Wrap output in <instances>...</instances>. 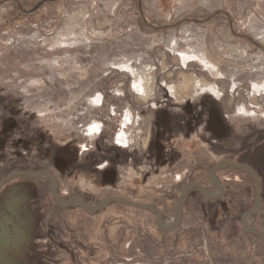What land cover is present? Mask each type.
<instances>
[{
	"label": "rangeland",
	"instance_id": "1",
	"mask_svg": "<svg viewBox=\"0 0 264 264\" xmlns=\"http://www.w3.org/2000/svg\"><path fill=\"white\" fill-rule=\"evenodd\" d=\"M230 157L260 176L264 229V0H0V180L46 168L63 198L155 203L168 223ZM217 179L222 199L190 190L171 232L115 202L61 207L44 177L5 183L0 210L30 231L25 264H264L239 220L253 179Z\"/></svg>",
	"mask_w": 264,
	"mask_h": 264
},
{
	"label": "water",
	"instance_id": "2",
	"mask_svg": "<svg viewBox=\"0 0 264 264\" xmlns=\"http://www.w3.org/2000/svg\"><path fill=\"white\" fill-rule=\"evenodd\" d=\"M226 167H233L237 170L246 172L251 175L255 184V188H254L255 205L253 208L248 209L241 214L240 222L242 228L246 232L258 236L261 239V241L264 243V229L254 226L250 222V218L258 214L263 208L260 176L254 167L230 159L221 160L220 162L212 166L208 171L209 182L216 188V192H212L205 185H203L198 181H188L183 185L175 205L174 216L172 220L168 223H164L163 212L161 208L155 203H150V202L142 203L135 200H131L119 196H113V195L106 196L95 204L86 203V201L80 195L71 196L65 199L61 196L59 192V181L57 177L50 170L46 168H42L36 172H30L25 170L13 171L0 180V190L5 183L17 177H26L31 179L44 177L49 180L51 194L54 197L56 203L61 207H67L70 205H79L82 208V210H84L85 212L89 214H94L103 207H105L106 205L115 202L123 205H128L134 208L144 209L154 212L156 218V224L158 228L164 232H171L174 231L176 228H178L183 220V203L190 190L197 189L204 198L209 200H218L224 196L225 187L217 179V172H219L220 170ZM9 260L10 258H7L6 256L0 254V264H8ZM11 264H15V263L12 262Z\"/></svg>",
	"mask_w": 264,
	"mask_h": 264
},
{
	"label": "flooded vegetation",
	"instance_id": "3",
	"mask_svg": "<svg viewBox=\"0 0 264 264\" xmlns=\"http://www.w3.org/2000/svg\"><path fill=\"white\" fill-rule=\"evenodd\" d=\"M18 170H24V169H18ZM25 171H29V170H25ZM248 175L251 177L250 174ZM49 186H50V182H49ZM0 200H1V190H0ZM218 200H213V201H218ZM0 211H1L0 254L6 256L7 258H10L8 264H11L12 262H14L15 264H25L22 262V259H24L23 254L26 248L32 243L30 231L28 230L27 226L24 225L21 222V220H19V218H17L11 212V206L9 205V203L8 206L3 207Z\"/></svg>",
	"mask_w": 264,
	"mask_h": 264
},
{
	"label": "trees",
	"instance_id": "4",
	"mask_svg": "<svg viewBox=\"0 0 264 264\" xmlns=\"http://www.w3.org/2000/svg\"><path fill=\"white\" fill-rule=\"evenodd\" d=\"M228 159H232V160H234V161H236V162H241V160H239V159H235V158H232V157H230V158H228ZM214 166V165H213ZM18 169H24V170H29V168L27 167V166H25V164H22V165H14L13 166V169H9V173H10V171L12 172V171H14V170H18ZM8 173V172H7ZM245 173V172H244ZM247 174V173H246ZM4 176H6V175H4ZM196 191H198L197 189H195ZM209 201H212V202H214V203H216L217 201H213V200H209ZM225 212H227V210L225 211ZM242 214V213H241ZM241 216V215H240ZM239 220H240V217H239ZM241 223V222H240Z\"/></svg>",
	"mask_w": 264,
	"mask_h": 264
},
{
	"label": "bare ground",
	"instance_id": "5",
	"mask_svg": "<svg viewBox=\"0 0 264 264\" xmlns=\"http://www.w3.org/2000/svg\"><path fill=\"white\" fill-rule=\"evenodd\" d=\"M165 223V222H164Z\"/></svg>",
	"mask_w": 264,
	"mask_h": 264
}]
</instances>
